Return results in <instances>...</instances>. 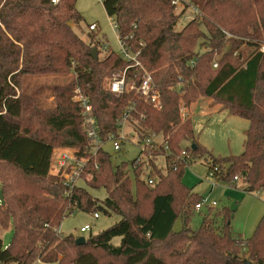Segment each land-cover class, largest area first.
<instances>
[{
  "label": "trees",
  "instance_id": "trees-1",
  "mask_svg": "<svg viewBox=\"0 0 264 264\" xmlns=\"http://www.w3.org/2000/svg\"><path fill=\"white\" fill-rule=\"evenodd\" d=\"M75 2L0 0V228H13L6 245L0 237V263L264 264V216L245 239L232 236L233 210L227 207L209 206L198 228L188 226L202 197L182 182L187 160L180 156L181 141L190 138L191 156L200 152L208 167L217 165L218 178L230 182L237 175L247 192L264 187V52L258 50L264 41V0H189L199 13L180 28L183 9L176 11L171 0H103L120 37L151 72L159 109L133 91L116 96L104 88L106 77L131 62L111 50L99 57L94 31L88 41L77 35L71 23L82 16ZM214 53H222L216 67ZM135 71L128 67L127 78ZM29 76L61 81L30 88ZM76 88L88 97L101 134L134 101L137 130L163 137L166 152L163 145L149 150L152 156L164 154V165L149 158L153 171L142 178L145 161L137 157L114 164L104 149L85 153L82 108L71 98ZM207 91L248 121L237 155L212 156L194 139L190 118L180 116V105ZM63 146L87 157L80 181L103 188L102 201L79 183L67 192L60 175L49 171L52 149ZM75 209L113 212L119 219L76 244L72 234L59 230L62 218ZM178 217L182 227L175 231Z\"/></svg>",
  "mask_w": 264,
  "mask_h": 264
},
{
  "label": "rangeland",
  "instance_id": "rangeland-1",
  "mask_svg": "<svg viewBox=\"0 0 264 264\" xmlns=\"http://www.w3.org/2000/svg\"><path fill=\"white\" fill-rule=\"evenodd\" d=\"M75 6L82 16V19L78 23H71V26L77 35L84 41H88L89 31L87 27L89 23L94 22L97 25V29L94 32L96 33L95 39L99 40V57H102L109 50L117 53L120 48V43L112 26V21L104 9L103 3L100 0H76ZM179 10V8L176 9V11ZM185 11L186 12L181 15L176 28H180L190 19L184 16L185 14L190 15L192 13L188 8ZM104 45H108V49L103 48ZM241 48L248 51L245 46H241ZM204 49V46L200 47L201 51ZM224 49H226V46ZM222 53H214L213 60L219 59ZM54 80L61 81V77L29 76L26 81L28 86L33 88L40 84L47 85ZM45 94L46 90L43 92L44 98L46 97ZM197 101L200 103L193 110ZM180 107L183 108L182 110L184 112L185 109L187 111V113L185 112L184 118L191 117L192 119H190L192 132L197 144L208 150L212 156L222 158L228 155H237L242 151L244 130L248 125L247 119L230 112L226 107H222V104L216 102L214 97L211 94L208 95L207 92L201 94L188 106L180 105L179 108ZM128 129H131V127ZM136 138L137 136L123 140L120 150L113 149L112 141L105 142L103 147L110 155V159L114 164L121 161L127 163L134 157H137L138 161H145L144 165L141 167L142 174L140 176L145 178L146 174L153 171L152 165L146 163V160L151 158L153 163L157 167H160L161 165H164V154L152 156V150H148V152L146 150V152L140 153ZM155 139L156 142H153V144L158 145L161 143L163 137L158 134L155 136ZM191 145L190 138L183 140L180 143L181 150L185 148L186 151H192V148L190 147ZM164 151L166 152L167 150L164 149ZM198 153L200 152L192 155L190 159L187 160L181 178L185 185L202 197L203 202L201 208L193 210L188 221V226L191 229L198 228L203 217L208 215L209 206L213 207L214 210L227 207L233 210L230 219L232 236L236 239L248 238L253 233L259 219L264 216V187L259 190L247 192L246 190H242L244 188V183L240 180L233 182L231 179V181L228 182L218 178V176L210 175L209 167L204 159V155ZM128 166L129 165L126 167ZM54 170L55 167L51 166V171L53 172ZM128 174L130 175L131 172L129 171ZM87 176H90V174ZM149 178L154 179L155 181V176L152 174ZM78 183L82 184V186H84L93 197H96L101 201L105 198L106 191L103 188H91L80 180H78ZM212 201L215 202L214 205H211ZM96 212L98 213V217H94L92 211L78 209L72 210V213L67 214L62 218L59 225L60 232L62 234H72L75 238L79 236L87 237L89 234L99 233L119 219V216L113 212L103 213L100 210H97ZM84 224L90 225V228L87 231L80 230V227ZM181 227L182 219L178 217L173 224V230L177 231L181 229ZM12 229L11 224H9L6 229L0 228V237L5 245L9 242L12 236ZM117 240L118 238L114 239L115 242H117ZM30 264L55 263L34 261Z\"/></svg>",
  "mask_w": 264,
  "mask_h": 264
},
{
  "label": "built area",
  "instance_id": "built-area-1",
  "mask_svg": "<svg viewBox=\"0 0 264 264\" xmlns=\"http://www.w3.org/2000/svg\"><path fill=\"white\" fill-rule=\"evenodd\" d=\"M59 0H50L53 4L58 3ZM103 2V0H100ZM171 4L175 8H179V11L183 13L186 12V8L191 7L193 14H185L184 17L192 18V15H198L199 10L197 7L190 5L189 0H171ZM112 21V26L118 37L120 43L118 55L122 57L125 61H130L131 63L127 65L121 72L113 73L112 75L104 79L103 86L110 93L118 96L122 93L134 92L142 102L145 104L159 109L161 106V98L159 95V90L157 86L153 83L152 75L149 70H147L142 63L137 59V51L134 52L130 46L123 41L120 37L117 24L112 16H109ZM88 31H95L97 25L94 22L88 24ZM229 36V34H227ZM103 48L108 49V45H104ZM258 50L264 52V41L259 44ZM212 66H217V60L214 59ZM128 67H133L136 69L135 74L132 77L127 78L126 70ZM137 74V75H136ZM136 77L138 81L136 82ZM74 101L82 108V128L87 138V146L85 153H94L98 149H104V143L107 141H112V146L114 150H120L122 146V141L128 139L129 137H135L139 146V152H148L149 148H159V144L164 146V149H167V146L164 144L163 139L158 145H154L153 142H156L155 136L158 133L154 131L147 130L146 132H139L137 125V119L133 117V111H135V103L130 100L126 105L125 109L121 115L115 120L114 125L110 128L105 134H101L96 123L95 116L91 109L89 99L84 95L79 88H76L72 97ZM179 108V113L182 118L185 117V112ZM131 127V129H128ZM127 128V129H126ZM142 133V135L140 134ZM138 139V140H137ZM180 156L185 157L186 160L190 159L191 151H186L182 149L180 151ZM51 162L55 167L54 174H58L61 177V182L65 186L67 192L70 191L75 185H77L78 180H80L81 174L85 168L87 157L83 154H79L78 150L71 146L55 147L51 152ZM219 173V167L217 165H211L209 167V174L217 176ZM240 180L237 175H234L232 181ZM148 182L152 184L154 179L148 178ZM215 202L212 201L211 205H214ZM203 206L202 200L198 203H195V209H199ZM72 213V210H69L67 214ZM94 217H98V213L93 212ZM90 228L89 224H84L80 227L81 231H87ZM6 264V263H0Z\"/></svg>",
  "mask_w": 264,
  "mask_h": 264
},
{
  "label": "water",
  "instance_id": "water-1",
  "mask_svg": "<svg viewBox=\"0 0 264 264\" xmlns=\"http://www.w3.org/2000/svg\"><path fill=\"white\" fill-rule=\"evenodd\" d=\"M90 54L92 55L93 58H96L97 57L96 49L92 48L91 51H90ZM207 94L209 95L210 91H207ZM191 148L195 149V144L194 143H192ZM0 202L3 203V196H2V191L1 190H0ZM84 241H85V237L84 236H79V237L75 238V243L76 244H81Z\"/></svg>",
  "mask_w": 264,
  "mask_h": 264
},
{
  "label": "crops",
  "instance_id": "crops-1",
  "mask_svg": "<svg viewBox=\"0 0 264 264\" xmlns=\"http://www.w3.org/2000/svg\"><path fill=\"white\" fill-rule=\"evenodd\" d=\"M199 103H200L199 101H197V102L195 103L193 110L195 109L196 106L199 105ZM206 103H207V102H206ZM210 106H211V105H210ZM185 112L187 113L186 109H185ZM193 113H194V112H193ZM187 116H188V114H187ZM190 119H191V117H190ZM191 120H192V119H191ZM51 166H52V165H51ZM51 166H50V170H49V171H50L51 173H54L55 170L52 172V171H51ZM240 181H241V180H240ZM242 190H244V189H242Z\"/></svg>",
  "mask_w": 264,
  "mask_h": 264
}]
</instances>
